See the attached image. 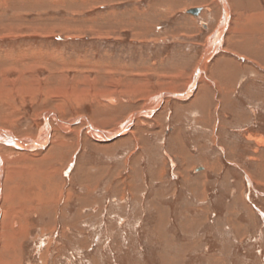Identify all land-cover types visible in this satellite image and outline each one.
<instances>
[{"label":"rangeland","instance_id":"rangeland-1","mask_svg":"<svg viewBox=\"0 0 264 264\" xmlns=\"http://www.w3.org/2000/svg\"><path fill=\"white\" fill-rule=\"evenodd\" d=\"M0 136V264H264V0H0Z\"/></svg>","mask_w":264,"mask_h":264},{"label":"bare ground","instance_id":"bare-ground-1","mask_svg":"<svg viewBox=\"0 0 264 264\" xmlns=\"http://www.w3.org/2000/svg\"><path fill=\"white\" fill-rule=\"evenodd\" d=\"M249 21H250V20H249ZM250 25H251V24H250ZM217 37H218V36H217ZM217 43H218V42H217ZM213 44H214V43H213ZM99 135H100V134H99ZM5 136H6V135H5ZM2 138H4V136H0V139H2ZM40 138L43 139V140L45 139V141H47L46 138H48V132L45 131L44 135H41ZM5 139L7 140L6 137H5ZM8 141H9L10 143H11V142L14 143V145L16 144V145L19 146V147H23V146H24L22 142H16V141H13V140L10 139V138L7 140V142H8ZM39 141H40V139H39ZM27 143H28V142H27ZM31 144H32V143H31ZM25 145H26V144H25ZM27 145H28V144H27ZM27 145H26V146H27ZM32 146H33V145H32ZM32 146H31V147H32ZM38 146H39V144H38ZM40 146H41V145H40ZM16 173H17V172H13V173L10 175V178H12V179L14 178V179H15V178H17V176L20 177V175H18V174H16ZM54 173L57 174V171H55V172H51V174H54ZM0 174H1V170H0ZM42 178H45V180H47V176H43ZM51 178H52V176H51ZM51 178H50L49 180L53 181V179H51ZM41 181H42L43 184H46V182H45L44 180L41 179ZM53 182H54V181H53ZM14 188H15V187H14ZM45 188H46L45 190H47V193H48V194L50 193V191L54 190V191H53L54 194L51 195V196H54V195L56 194V190H57V189H56L55 187L51 186V187L49 188V186H45ZM39 189H40V187H39ZM40 192H41V191H40ZM42 192H44V191H42ZM43 195H44V193H42V194H41V193H38V194H37L38 197L42 196V199H43ZM49 197H50V194H49ZM4 248H5L7 251L9 250V246H4Z\"/></svg>","mask_w":264,"mask_h":264},{"label":"water","instance_id":"water-1","mask_svg":"<svg viewBox=\"0 0 264 264\" xmlns=\"http://www.w3.org/2000/svg\"><path fill=\"white\" fill-rule=\"evenodd\" d=\"M189 13H190L191 15L196 16V15H198V14L200 13V9H191V10L189 11Z\"/></svg>","mask_w":264,"mask_h":264}]
</instances>
